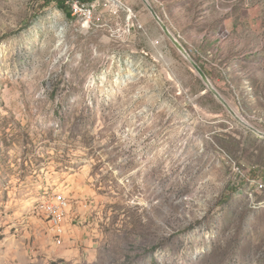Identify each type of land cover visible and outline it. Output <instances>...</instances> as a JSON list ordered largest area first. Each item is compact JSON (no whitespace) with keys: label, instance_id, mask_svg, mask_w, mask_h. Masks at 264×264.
<instances>
[{"label":"rangeland","instance_id":"obj_1","mask_svg":"<svg viewBox=\"0 0 264 264\" xmlns=\"http://www.w3.org/2000/svg\"><path fill=\"white\" fill-rule=\"evenodd\" d=\"M150 2L264 130V0L228 27ZM84 5L0 0V264H264V138L143 0ZM58 193L62 237L42 211Z\"/></svg>","mask_w":264,"mask_h":264},{"label":"crops","instance_id":"obj_2","mask_svg":"<svg viewBox=\"0 0 264 264\" xmlns=\"http://www.w3.org/2000/svg\"><path fill=\"white\" fill-rule=\"evenodd\" d=\"M239 0H183L184 15L188 19H193L195 25H207L206 21L215 20V24L231 26L237 19L234 9ZM176 4V3H175ZM180 4V3H179ZM198 5V6H197ZM201 13H199L200 11ZM223 10H226L223 13ZM197 15H199L197 17Z\"/></svg>","mask_w":264,"mask_h":264},{"label":"water","instance_id":"obj_3","mask_svg":"<svg viewBox=\"0 0 264 264\" xmlns=\"http://www.w3.org/2000/svg\"><path fill=\"white\" fill-rule=\"evenodd\" d=\"M147 8L152 13L153 17L162 27L163 31L166 35L172 40V42L178 47L180 52L184 55V57L191 63L193 68L197 71L207 89L213 93V95L227 108V110L239 121L242 125L249 128L251 131L256 133L259 137L264 138V130L258 128L256 125H253L249 122L243 115L237 112L229 102L221 95V93L215 88L213 83L211 82L207 73L203 70V68L192 58L191 54L186 50L184 45L181 43L180 36L177 35L174 31H172L163 17L157 12L154 6L151 4L150 0H143Z\"/></svg>","mask_w":264,"mask_h":264},{"label":"bare ground","instance_id":"obj_4","mask_svg":"<svg viewBox=\"0 0 264 264\" xmlns=\"http://www.w3.org/2000/svg\"><path fill=\"white\" fill-rule=\"evenodd\" d=\"M79 6H85V5L83 3L80 4L77 2V8ZM54 197H64L62 200V213H60V208H53V213H52V206L50 205H51V199H53ZM43 209H44L47 219L50 220L51 223L53 221L52 225L54 226V229L58 237H62L64 234V231H63L64 223H65V220H67L68 212L70 209V203L67 197L60 193L54 196H50V198H47L44 201Z\"/></svg>","mask_w":264,"mask_h":264},{"label":"trees","instance_id":"obj_5","mask_svg":"<svg viewBox=\"0 0 264 264\" xmlns=\"http://www.w3.org/2000/svg\"><path fill=\"white\" fill-rule=\"evenodd\" d=\"M96 0H40L42 3V7H46L51 5L52 3H55L57 8L61 11L64 12L67 18L73 19L74 15V8L73 4L78 2V3H83V4H92ZM231 194L228 191L224 194V199L225 202H228L230 199Z\"/></svg>","mask_w":264,"mask_h":264},{"label":"built area","instance_id":"obj_6","mask_svg":"<svg viewBox=\"0 0 264 264\" xmlns=\"http://www.w3.org/2000/svg\"><path fill=\"white\" fill-rule=\"evenodd\" d=\"M73 8H74V14H75V9H77V2L73 4ZM233 164H235V166H236V163H233ZM236 169H238L239 174L243 176L242 167L239 166V167H236ZM63 198L64 197H54L53 199H51V205L50 206H52V213H53V208H60V213H62V200H63ZM42 211L44 212V209H42ZM52 223H53V221H52Z\"/></svg>","mask_w":264,"mask_h":264}]
</instances>
